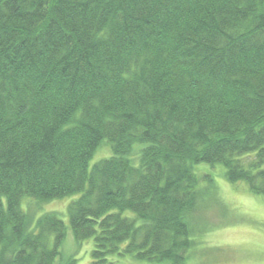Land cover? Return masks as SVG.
Returning a JSON list of instances; mask_svg holds the SVG:
<instances>
[{"label":"trees","instance_id":"16d2710c","mask_svg":"<svg viewBox=\"0 0 264 264\" xmlns=\"http://www.w3.org/2000/svg\"><path fill=\"white\" fill-rule=\"evenodd\" d=\"M202 164L264 195V0H0V264H55L23 200L76 194L91 264H187Z\"/></svg>","mask_w":264,"mask_h":264},{"label":"rangeland","instance_id":"374dc122","mask_svg":"<svg viewBox=\"0 0 264 264\" xmlns=\"http://www.w3.org/2000/svg\"><path fill=\"white\" fill-rule=\"evenodd\" d=\"M112 154L110 143L104 140L95 151L90 167ZM134 163L138 164L139 159ZM201 166L199 171L209 174L213 180L210 186L205 181L200 184L207 190L198 211L191 218L197 246L187 264H264V195L253 193L244 181L230 183L221 164ZM78 195L49 201L32 197L23 200V208L30 214L53 211L65 221L67 235L55 264H64V259L71 255L78 258L79 264L92 262L93 238L78 243L69 224L67 206ZM126 214L135 216L131 211ZM110 258L119 264L146 263L130 254L115 253Z\"/></svg>","mask_w":264,"mask_h":264}]
</instances>
